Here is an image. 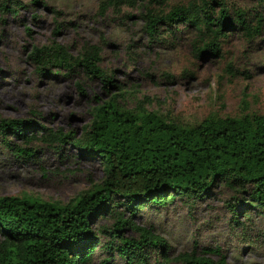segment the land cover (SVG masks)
<instances>
[{"label":"rangeland","instance_id":"1","mask_svg":"<svg viewBox=\"0 0 264 264\" xmlns=\"http://www.w3.org/2000/svg\"><path fill=\"white\" fill-rule=\"evenodd\" d=\"M22 1L25 4L17 14L0 13L1 115L34 117L82 134L91 119L93 93L108 96L98 77L88 78L79 71L69 74L57 65H51L49 74L36 68L30 50L54 35L72 54L79 52L84 42H98L102 47L100 64L123 83L128 106L148 94V108L192 123L211 113L264 112V32L228 29L220 52L201 57L192 50L193 26L180 25L172 34L164 30L163 37L149 35L141 16L143 3L149 0L123 3L120 10L107 3L104 12L99 6L107 0ZM187 1L166 0L163 6L168 9L173 3ZM225 2L233 16L238 8L246 10L250 18L264 14L262 0ZM53 7L60 11L54 12ZM29 144L37 146L36 155L23 158L0 141V195L28 194L65 202L92 187L104 174L98 156L79 155L69 140L61 148L40 139ZM229 195L230 191L217 187L199 199L177 195L163 205L143 206L131 215L133 220L151 226L166 238L169 247L165 255L158 246H147V261L133 264H182L175 255L193 249L217 258V251L203 252L206 246L219 247L228 264H264V212L249 206L250 213L245 216L240 206V212L234 213L227 203ZM124 214L131 213L126 210ZM114 223L115 214L109 213L92 221L101 241L83 264H125L115 248L117 240L109 247L103 244L111 237L102 228H112ZM122 232L139 236V230L128 224Z\"/></svg>","mask_w":264,"mask_h":264},{"label":"trees","instance_id":"2","mask_svg":"<svg viewBox=\"0 0 264 264\" xmlns=\"http://www.w3.org/2000/svg\"><path fill=\"white\" fill-rule=\"evenodd\" d=\"M138 1L144 0H107L99 9L104 12L107 3H113L120 10L123 3ZM165 1H144L145 29L154 38L163 37L164 30L172 34L180 25L193 26L196 35L191 44L197 56L219 53L228 29L264 32L262 12L250 18L246 10L238 8L233 16L225 0H188L168 9L163 6ZM24 4L22 0H0V13L17 14ZM101 50L98 42H84L72 54L54 35L29 52L41 73L49 74L51 65H57L69 74L79 71L88 78L98 77L108 96L93 93L91 119L82 134L34 117L0 114V141L16 156L27 158L36 155L37 146L29 144L33 139L57 148L69 140L79 155L98 156L104 174L92 187L65 202L1 194L0 264H83L101 241L92 221L106 213L115 214V223L112 228H102L111 237L103 244L109 247L117 240L115 248L125 264L145 263L147 246H158L166 255L169 244L131 215L146 204L163 205L177 195L199 199L217 187L230 191L227 203L234 213L240 212V206L245 216L249 206L264 212V112L211 113L192 123L148 108V94L128 106L123 83L100 64ZM76 83L83 90L79 79ZM120 204L123 208L117 209ZM126 210L131 214L125 215ZM125 224L138 229L139 236L123 234ZM205 251H217L218 257L193 249L179 251L175 258L182 264H228L219 247L206 246Z\"/></svg>","mask_w":264,"mask_h":264}]
</instances>
